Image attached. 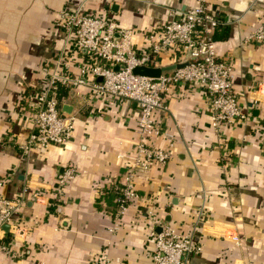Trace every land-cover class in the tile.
Here are the masks:
<instances>
[{
	"label": "crops",
	"instance_id": "0c3cea01",
	"mask_svg": "<svg viewBox=\"0 0 264 264\" xmlns=\"http://www.w3.org/2000/svg\"><path fill=\"white\" fill-rule=\"evenodd\" d=\"M205 2L224 21L214 46L230 60L245 118L216 131L200 86L169 91L167 109L153 113L161 135L151 141L169 157L135 172L138 198L114 218L110 196L138 139L134 102L56 81L66 88L57 98L61 111L74 115L70 138L21 152L33 114L29 94L52 73L94 79L80 73L93 60L56 24L58 12L79 7L130 29L137 53L168 10L195 0H0V190L22 200L12 215L16 228L3 229L12 254L0 251V264H89L102 256L108 264H152L150 227L157 232L160 224L195 234L200 250L187 264H264V41H243L264 22V0ZM175 64L162 54L149 67ZM66 168L73 174L60 185Z\"/></svg>",
	"mask_w": 264,
	"mask_h": 264
},
{
	"label": "built area",
	"instance_id": "2783aa9c",
	"mask_svg": "<svg viewBox=\"0 0 264 264\" xmlns=\"http://www.w3.org/2000/svg\"><path fill=\"white\" fill-rule=\"evenodd\" d=\"M56 24L66 30L67 36L93 60L90 64L82 63L79 71L90 73L94 79L88 82L81 77L52 73L43 87L33 90L28 96L33 106L31 128L20 146L21 152L27 153L31 147L62 146L70 138L74 115L59 110L56 81L85 84L94 96L134 102L138 139L131 150L132 165L122 176L118 188L114 218L123 214L128 202L138 198L132 186L135 172L146 170L152 162L163 164L169 157L167 150L151 144L161 135L153 113L167 109L169 91L200 86L205 94L204 105L210 112L211 126L216 131L245 118L238 103L239 93L233 87L230 60L217 52L212 38L216 26L224 21L213 15L205 0H195V4L185 10H168L167 20L160 31L149 37L145 50L137 53L131 45L130 29L83 12L79 7L60 10ZM250 40L264 41V22L243 39ZM162 54L181 65L161 72L157 77L132 72L136 66H155ZM72 174V168H66L57 182L63 184ZM4 178H0V189ZM32 197L35 198L36 194L33 193ZM21 204L20 198H6L0 190V251L4 253L12 254L8 242L1 240L2 226L7 224L9 229L16 228L12 224V215ZM150 234L154 239L152 264H187L190 256L200 250L195 234L182 235L167 224H160L157 232L151 226ZM89 264H108V259L102 256Z\"/></svg>",
	"mask_w": 264,
	"mask_h": 264
},
{
	"label": "water",
	"instance_id": "95a60500",
	"mask_svg": "<svg viewBox=\"0 0 264 264\" xmlns=\"http://www.w3.org/2000/svg\"><path fill=\"white\" fill-rule=\"evenodd\" d=\"M181 64H175L169 67H149V66H136L132 69V72L134 74H138V75H144V76H148V77H157L163 70H167L174 68V67H179ZM2 228L4 229V231L7 230L8 225L4 224L2 226Z\"/></svg>",
	"mask_w": 264,
	"mask_h": 264
},
{
	"label": "trees",
	"instance_id": "16d2710c",
	"mask_svg": "<svg viewBox=\"0 0 264 264\" xmlns=\"http://www.w3.org/2000/svg\"><path fill=\"white\" fill-rule=\"evenodd\" d=\"M216 37L215 34L212 35V38ZM66 94V88L62 87V85L57 84V88H56V97L60 98L61 96ZM59 100L57 99V104H58V108L59 110L61 109L60 103L58 102ZM112 196H110V198H113V202L109 203L110 207H113V212L115 213L116 208H117V201H116V197L119 195V190L118 188L115 189V192L112 194ZM112 209V208H111Z\"/></svg>",
	"mask_w": 264,
	"mask_h": 264
}]
</instances>
